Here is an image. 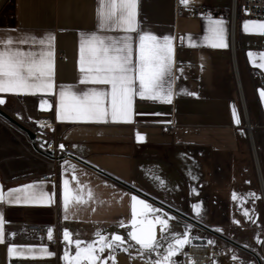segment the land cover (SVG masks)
<instances>
[{
  "label": "crops",
  "instance_id": "0c3cea01",
  "mask_svg": "<svg viewBox=\"0 0 264 264\" xmlns=\"http://www.w3.org/2000/svg\"><path fill=\"white\" fill-rule=\"evenodd\" d=\"M191 4H205L214 10L199 15L178 14L176 6L183 5L180 0H138V29L130 33L134 41L133 59L138 33L173 38L172 102L141 99L135 95L131 122H112L109 117L106 123L57 118L62 87L71 88L77 94L93 88L110 90L106 85L80 83L81 40L93 33L112 38L122 35L119 30L98 29L97 0H9L8 13L2 10L4 4L1 6L0 42L12 40L14 47L35 51L39 50L38 45L20 44L19 40L54 38L51 48L54 88L50 93H0L5 101L0 106L31 126H37L40 118H48L49 123L41 128L43 135H54L63 146L62 153L71 152L98 170L62 155L55 164V179L40 178V174L49 170L44 158L26 150L25 147L32 144L0 118V186L3 191L31 184L36 186L37 192L55 194L51 203L0 202L5 237L0 243V264H65V250L70 255L75 252L74 244L68 245L63 239L65 231L73 241L88 242L97 233L105 237L122 235L128 241L132 230V196L155 209H168L132 187L176 209V192L172 186L177 180V169L183 171L188 166L186 157L192 150L205 151L208 155L207 158L197 155L199 163L190 164L196 172L200 167L204 192L225 191L231 197L239 187L245 194L254 193L249 186L253 166L245 158L248 140L244 109L250 125L264 134V99L260 96L264 83L258 84L250 74L255 70L264 75V68L259 67L264 64L261 59L264 34L245 32L243 24L264 22V19L241 15L233 8V0H191ZM216 22L224 29L227 47L211 46L215 41L210 29ZM249 52L254 54L251 60ZM42 102H46L43 108ZM109 103L110 98L106 106ZM233 109L240 119L239 124L234 120ZM138 135L144 139L138 141ZM195 176L196 186H191V198L199 193V177L197 173ZM65 180L69 181L67 210L63 203ZM209 202L207 207L215 206V200ZM247 202L254 204L253 200ZM155 216L167 219L161 209L148 214L149 219ZM29 223L48 225L57 237L56 244L49 243L48 233L35 234L27 230ZM156 233L158 239L163 235L159 225H156ZM12 245L37 250L47 247L53 255L35 259L10 256L8 248ZM28 255L39 257L40 253Z\"/></svg>",
  "mask_w": 264,
  "mask_h": 264
},
{
  "label": "snow or ice",
  "instance_id": "6c2138e0",
  "mask_svg": "<svg viewBox=\"0 0 264 264\" xmlns=\"http://www.w3.org/2000/svg\"><path fill=\"white\" fill-rule=\"evenodd\" d=\"M181 4L188 6L191 0H180ZM98 29L119 30L122 35L117 38L104 37L97 33L90 34L80 42L79 71L82 74L81 84H94L110 86V90L89 89L77 94L71 88H61L59 91V104L57 118L60 121L72 122H131L133 112V97L138 95L141 99L153 101L172 102V68L173 60V38L165 36L158 38L154 34L138 33V44L136 46V58L134 56L133 37L130 33L137 32V4L138 0H97ZM245 32L255 31L264 34V22L246 21L243 24ZM214 48H224V29L220 22L210 29ZM207 38V37H206ZM53 37L45 38H21L20 44L31 43L39 50L25 51L14 47L12 40L0 42V93L10 94H37L50 93L54 88L53 75ZM191 39V38H189ZM250 60L253 53H248ZM264 60V54H261ZM254 62V61H253ZM259 67L264 68V64ZM182 71V70H181ZM167 85V87H166ZM260 96L264 99V90ZM110 103L106 106V101ZM0 98V104H4ZM46 102H42L43 108ZM233 117L236 124L240 123L235 109ZM142 141V136H137ZM63 147V146H61ZM75 179V177H74ZM69 181H64L63 203L67 210L69 205ZM35 185H26L10 189L6 193L0 186V202L14 204L51 203L54 193L49 195L46 192L35 190ZM89 192V198H91ZM254 195V194H253ZM237 197L234 195L233 199ZM80 200V197L76 198ZM131 231L128 236L135 245L139 246L138 251L145 253H156L161 247L156 233V225L160 231L167 230L168 220L160 216L149 219V213L159 212L160 209L153 208L144 200L136 196L131 197ZM139 206V209H138ZM197 215L200 214V205H194ZM246 216L248 212L244 213ZM139 217V219H138ZM67 219V216L65 217ZM4 218L0 213V243L4 242L3 232ZM124 226V225H121ZM98 240L95 242H83L71 240L70 233L65 231L63 239L68 245L75 246L74 254L65 250L63 259L65 264H118L117 252L127 253L129 247H123L124 239L120 235H113L110 238L97 233ZM47 239L53 240L52 230H48ZM189 243L188 235L176 237L169 243L164 254L155 259L151 264H175L174 257L180 254L181 250ZM212 243V241H209ZM98 245V247H97ZM39 251L40 256L28 255ZM107 252L102 259L101 254ZM10 256L19 258H48L53 253L47 247L38 250L33 247L15 246L8 248Z\"/></svg>",
  "mask_w": 264,
  "mask_h": 264
},
{
  "label": "rangeland",
  "instance_id": "374dc122",
  "mask_svg": "<svg viewBox=\"0 0 264 264\" xmlns=\"http://www.w3.org/2000/svg\"><path fill=\"white\" fill-rule=\"evenodd\" d=\"M2 5V10L5 13H8L10 6L9 0H0V8ZM251 128L254 135V144L257 152V158L259 161V166L261 168L260 171L264 179V134L259 133L257 127L251 126ZM244 132L245 129L242 133L245 134ZM246 148L247 155L245 156V158L252 164L249 144ZM25 149L32 153L34 156H39L34 154L30 150V147H25ZM187 153L188 152L186 151L185 154ZM187 155L188 156L186 157V159L188 161V166L185 167L183 171L177 169V180L175 185L172 186V188H175L176 192L175 200L177 201V207L175 208L201 221L202 223L224 234L225 236H228L232 240L250 248L256 253L258 258L249 251H246L232 244L228 240H225L211 232L200 228L199 226L183 218L182 216L163 207L158 208H160L166 215L168 226L167 230L164 231L163 235L159 238L161 247L158 249V252L145 253L142 255L138 251L139 246L135 245L134 241H131L130 239L127 241L122 237V235H120L125 241L123 247H129V245L133 246L129 247V251L127 253L118 251L117 257L119 254H124L131 259H138L140 261L138 264H151L152 261H154L155 259H159L160 256L165 253L168 244L173 242L176 237H179L180 235L183 237L185 234L189 236L190 234L201 232L202 234L205 233V235L208 237L206 239L212 241L210 245L212 246L214 251H217L216 255H213L212 258L208 260L207 264H264V207L262 206L263 204L261 205V198L255 175L251 177L249 182V186L252 188L254 195L252 194L250 196L249 194H245V192L239 187H237L236 192H234L231 197H229L225 191L208 194L204 192L206 188L203 187V183L200 180V167L196 172L195 168H191L190 166L191 162H193L194 164L199 163V160L196 157L197 155L200 158H207V153L201 150H192ZM196 173L199 177V193L198 195H195V197L191 198V186H196ZM212 195L214 196V198L212 197ZM234 195L237 197L236 199H233ZM193 200H196L195 204L192 203ZM212 200H215V206L207 207L208 204L210 205V202L208 203V201ZM248 200H253L254 204L248 203ZM197 204L200 205L201 208L199 215H197L193 207ZM245 211L248 212L247 216L244 214ZM111 237V235L108 236L109 242H111ZM97 240L98 237L96 235L88 242H95ZM107 254V252L101 254L102 259L106 257ZM173 259L175 261V264H183L184 262V260L182 262L180 261V255H177ZM109 264H111V262H109ZM118 264L120 263L118 262Z\"/></svg>",
  "mask_w": 264,
  "mask_h": 264
},
{
  "label": "built area",
  "instance_id": "2783aa9c",
  "mask_svg": "<svg viewBox=\"0 0 264 264\" xmlns=\"http://www.w3.org/2000/svg\"><path fill=\"white\" fill-rule=\"evenodd\" d=\"M234 8L236 7L238 12L246 17L253 19H264V0H233ZM213 7H209L205 4H191L188 6L178 5L176 6V12L178 14H186V15H199L205 13L207 11H213ZM61 55V54H59ZM250 74L252 77L257 79L258 84L264 83V75L262 72L251 70ZM48 122V118H40L37 126L32 125V127L39 133L43 134L41 128L46 125ZM262 128L264 129V124H262ZM47 140L44 144L34 142L35 145L30 146V150L36 154L44 158L45 163L48 167V171L40 174V178H50L55 179L56 173L54 171L56 161L62 156H70L68 151L61 152V144L60 141L54 136H46ZM71 157V156H70ZM72 158V157H71ZM26 229L35 233V234H46L48 233L49 226L46 224L39 223H29L26 225ZM199 238H208L205 233L197 232L194 234H190L188 236L189 243L181 250L180 252V261H183L184 253L187 252L189 247L191 246V240ZM56 236H53V240L49 241L50 244H56ZM198 255V252L195 248L193 253L188 255L189 260L192 257Z\"/></svg>",
  "mask_w": 264,
  "mask_h": 264
},
{
  "label": "water",
  "instance_id": "95a60500",
  "mask_svg": "<svg viewBox=\"0 0 264 264\" xmlns=\"http://www.w3.org/2000/svg\"><path fill=\"white\" fill-rule=\"evenodd\" d=\"M0 118L2 120H4L5 122H7L8 124L12 125L13 127H15L17 130H19L24 136L25 138L32 144V145H35L34 142H38V143H41V144H44L47 140V137L44 136L43 134L37 132L31 125H29L27 122L23 121L22 119H20L19 117L15 116L14 114L10 113L9 111H7L6 109H4L2 106H0ZM246 123L247 121L244 122V126L246 128V135H247V140H248V144L250 145L249 143V138H248V130H247V127H246ZM250 152H251V159H252V164H253V169H254V175H255V178H256V182H257V186H258V189H259V194H260V198H261V201H262V204L264 206V193L262 192V188H261V184H260V181H259V175H258V172H257V168H256V165H255V161H254V157H253V154H252V151L250 149ZM72 158H74L75 160L79 161V162H82L94 169H97L98 168L92 164H90L89 162L83 160L82 158H80L79 156L69 152L68 153ZM132 190H134L135 192L141 194L142 196L148 198V199H151L153 200L154 202H157L158 204H161L162 206L176 212L177 214L181 215L182 217L186 218L187 220L195 223L196 225H198L199 227L225 239V240H228L229 242H231L232 244L246 250V251H249L250 253H252L255 257H257L256 253L254 251H252L250 248L232 240L231 238H229L228 236H225L224 234L212 229L211 227L193 219L192 217L164 204L163 202H160L158 201L157 199L151 197L150 195H147L145 194L144 192L136 189V188H133L132 187ZM258 258V257H257Z\"/></svg>",
  "mask_w": 264,
  "mask_h": 264
},
{
  "label": "bare ground",
  "instance_id": "6f19581e",
  "mask_svg": "<svg viewBox=\"0 0 264 264\" xmlns=\"http://www.w3.org/2000/svg\"><path fill=\"white\" fill-rule=\"evenodd\" d=\"M241 99H242V97H241ZM242 103H243V100H242ZM244 116H245V120L247 121L246 127L248 128V138H249V143H250V149H251L253 157H254V161H255V165L257 168L258 175H259V181L261 184L262 192L264 193V179H263L262 173L260 171V166H259V162H258V158H257V152L255 149V144H254L253 131H252L248 116L245 112V109H244ZM190 242H191V246L189 247L188 251L186 253H184L183 264H207L208 260H210L213 255H216L217 251L213 250L208 239L196 237L195 239H192ZM195 248L198 252V255H196L195 257H192L189 260L188 255L193 253ZM118 262L120 264H138L140 261L136 258L131 259V258H128L127 256H125L124 254H120L118 256Z\"/></svg>",
  "mask_w": 264,
  "mask_h": 264
}]
</instances>
